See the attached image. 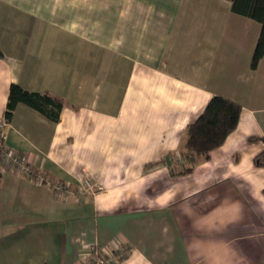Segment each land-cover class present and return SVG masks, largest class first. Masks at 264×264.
<instances>
[{"label": "crops", "instance_id": "obj_1", "mask_svg": "<svg viewBox=\"0 0 264 264\" xmlns=\"http://www.w3.org/2000/svg\"><path fill=\"white\" fill-rule=\"evenodd\" d=\"M260 32L229 0H0L6 144L95 185L63 198L0 156V264H84L93 244L126 248L116 264H264ZM12 83L62 98L60 119L20 103L6 120ZM214 95L242 105L237 127L173 173Z\"/></svg>", "mask_w": 264, "mask_h": 264}, {"label": "trees", "instance_id": "obj_2", "mask_svg": "<svg viewBox=\"0 0 264 264\" xmlns=\"http://www.w3.org/2000/svg\"><path fill=\"white\" fill-rule=\"evenodd\" d=\"M229 1L234 12L251 17L261 24L260 36L251 62V67L255 69L264 57V0ZM3 56L4 53L0 49V57ZM20 103H25L39 110L49 119L58 121L65 102L50 92L31 91L18 83H12L5 111L6 120L13 118ZM241 111L242 105L238 101L222 95H214L197 119L187 125L178 152L182 162L178 160L179 167H172V172L188 173L196 164L208 159L212 150L223 144L227 136L237 127ZM260 139L264 141V136ZM176 156L174 152L170 153L169 157L173 161ZM254 162L258 166H264V150L255 156Z\"/></svg>", "mask_w": 264, "mask_h": 264}, {"label": "built area", "instance_id": "obj_3", "mask_svg": "<svg viewBox=\"0 0 264 264\" xmlns=\"http://www.w3.org/2000/svg\"><path fill=\"white\" fill-rule=\"evenodd\" d=\"M0 156L14 171L28 175L37 183L50 186L56 194L63 198H70L74 194L82 195L86 192H92L95 188L94 183L88 177L77 187H74L70 182L48 179L40 170L31 166L24 153L6 144V134L2 129L0 130ZM125 254L126 248L119 247L114 250H107L98 244H93L90 247V257L84 264H116Z\"/></svg>", "mask_w": 264, "mask_h": 264}, {"label": "rangeland", "instance_id": "obj_4", "mask_svg": "<svg viewBox=\"0 0 264 264\" xmlns=\"http://www.w3.org/2000/svg\"><path fill=\"white\" fill-rule=\"evenodd\" d=\"M181 158V157H180ZM178 165H179V163H178ZM179 167V166H178Z\"/></svg>", "mask_w": 264, "mask_h": 264}]
</instances>
